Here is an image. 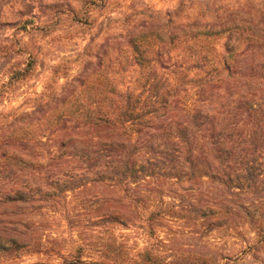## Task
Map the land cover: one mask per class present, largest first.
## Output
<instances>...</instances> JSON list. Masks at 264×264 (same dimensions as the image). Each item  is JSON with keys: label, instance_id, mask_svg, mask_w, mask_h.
Returning <instances> with one entry per match:
<instances>
[{"label": "trees", "instance_id": "1", "mask_svg": "<svg viewBox=\"0 0 264 264\" xmlns=\"http://www.w3.org/2000/svg\"><path fill=\"white\" fill-rule=\"evenodd\" d=\"M197 3L181 0L171 26L137 31L120 45L126 64L135 68L133 87H118L109 76L111 66L101 59L96 81L87 85L86 80L61 105L20 128L39 124L41 134L9 135L5 143L0 138L1 146L10 147L0 149V261L14 253L20 258L41 245L29 235L28 220L8 228L1 220L4 210L59 199L89 185L98 187V202L107 204L100 224L113 228H129L141 220L153 227L168 217L212 232L225 226L226 215L264 214L263 201H237L264 181V159L257 154L264 140H256L239 124L244 117L246 126L258 122L251 123L254 117L261 122L264 91L258 101L251 100L254 93L240 99L239 90H232L236 82L226 83L225 71L234 78L235 68L223 53V27L209 4L200 3L206 15L202 24L174 29L183 22V8ZM166 50L176 53L175 58ZM27 174L32 180L15 182ZM205 180L219 186L215 201L196 200V191L202 189L198 184ZM147 182L164 183L146 194ZM181 185L191 186L186 193L193 190L195 201L188 207L176 203L186 194ZM166 197L170 205L157 202ZM143 200L152 205L141 207ZM18 223L23 226L14 228ZM257 227L264 235V221ZM99 255L100 260L89 264H219L214 255L184 251L170 257L143 251L131 258L117 245L100 248ZM65 264L84 262L75 258Z\"/></svg>", "mask_w": 264, "mask_h": 264}, {"label": "rangeland", "instance_id": "2", "mask_svg": "<svg viewBox=\"0 0 264 264\" xmlns=\"http://www.w3.org/2000/svg\"><path fill=\"white\" fill-rule=\"evenodd\" d=\"M198 1L192 9L183 8V22L174 29L184 24H202L206 15L200 3L209 4L213 18L223 27V53L235 68L234 78L229 77L230 70L225 71L229 78L226 83L231 86L236 82L232 90H239L240 99L254 93L251 100L258 101L264 91V0ZM180 3L181 0H0L1 142L5 143L3 138L9 135L30 131L41 134L39 124L31 129L20 128L61 105L86 80L87 85L96 81L101 59L111 66L109 76L116 78L118 87H133L135 68L126 64L125 50L120 45L137 31L171 26L169 20ZM249 38L255 41L252 45L243 42ZM165 52L172 59L176 56L169 50ZM114 66L119 74L114 72ZM254 120L258 122L246 126L248 120L244 117L239 124L247 127L256 140H264V118L259 122L254 117L251 123ZM9 148L0 145V149ZM257 154L264 159V149ZM28 180H32L30 174L15 182ZM163 183L147 182L145 193L160 189ZM198 186L202 189L196 191L197 201H215L220 195L219 186L208 180ZM180 187L186 193L191 186ZM257 187L237 201L264 202V181L257 182ZM98 192V187L89 185L59 199L17 204L4 210L1 220L6 221L8 228L17 221L28 220L29 235L41 245L22 253L20 258L14 253V257L1 260L0 264H65L75 258L89 264L100 260L99 249L108 245L122 246L131 258L143 251L164 257L184 251L214 255L219 264H264V243H260L264 235L257 227L264 221V214L226 215L225 226L212 232L206 228L198 231L195 222L168 217L153 227L141 220L129 228H113L100 224L99 216L107 204L98 202ZM192 192L176 203L188 207L195 201ZM157 202L171 204L167 197ZM141 204L145 208L152 205L145 200ZM143 216H147L145 212ZM22 226L23 223L14 224V228Z\"/></svg>", "mask_w": 264, "mask_h": 264}]
</instances>
